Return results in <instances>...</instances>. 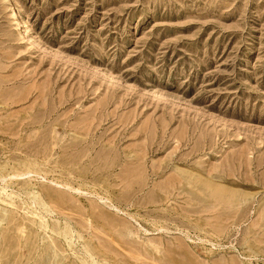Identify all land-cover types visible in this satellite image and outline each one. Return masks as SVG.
I'll list each match as a JSON object with an SVG mask.
<instances>
[{
	"label": "rangeland",
	"instance_id": "rangeland-1",
	"mask_svg": "<svg viewBox=\"0 0 264 264\" xmlns=\"http://www.w3.org/2000/svg\"><path fill=\"white\" fill-rule=\"evenodd\" d=\"M0 264H264V0H0Z\"/></svg>",
	"mask_w": 264,
	"mask_h": 264
},
{
	"label": "bare ground",
	"instance_id": "bare-ground-1",
	"mask_svg": "<svg viewBox=\"0 0 264 264\" xmlns=\"http://www.w3.org/2000/svg\"><path fill=\"white\" fill-rule=\"evenodd\" d=\"M10 8H12V7H10ZM14 8V7H13ZM9 10V9H8ZM14 16H16V14H14ZM17 18V17H16ZM15 18V19H16ZM17 20V19H16ZM17 23H18V27H19V25H21V22H19V21H17ZM24 32H25V30H24ZM25 34V33H24Z\"/></svg>",
	"mask_w": 264,
	"mask_h": 264
}]
</instances>
